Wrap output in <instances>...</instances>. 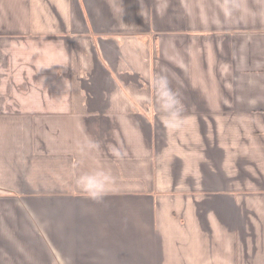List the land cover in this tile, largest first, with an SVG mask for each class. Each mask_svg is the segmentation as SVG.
<instances>
[{"label":"crops","instance_id":"1","mask_svg":"<svg viewBox=\"0 0 264 264\" xmlns=\"http://www.w3.org/2000/svg\"><path fill=\"white\" fill-rule=\"evenodd\" d=\"M0 264H264V0H0Z\"/></svg>","mask_w":264,"mask_h":264},{"label":"clouds","instance_id":"2","mask_svg":"<svg viewBox=\"0 0 264 264\" xmlns=\"http://www.w3.org/2000/svg\"><path fill=\"white\" fill-rule=\"evenodd\" d=\"M153 90L157 100L159 112L168 127L180 129L185 123V105L178 90H174L167 75L155 73L153 75ZM95 179V177H92ZM100 195L93 192V197Z\"/></svg>","mask_w":264,"mask_h":264}]
</instances>
